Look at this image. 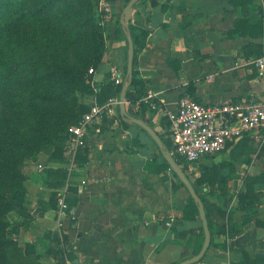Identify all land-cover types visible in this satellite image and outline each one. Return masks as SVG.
<instances>
[{"label": "crops", "instance_id": "1", "mask_svg": "<svg viewBox=\"0 0 264 264\" xmlns=\"http://www.w3.org/2000/svg\"><path fill=\"white\" fill-rule=\"evenodd\" d=\"M107 7L111 30L105 60L94 76L97 94L102 86L113 84L114 69L120 70L123 79L127 76L128 44L115 39L125 0ZM256 17L263 21L262 36L231 33L237 23ZM130 22L149 31L138 57L147 92L143 102L151 96L164 112L176 111L186 95L209 105L264 98L258 58L246 49L247 45L264 48V0H159L156 7L151 1H139ZM146 119L142 121L163 144L171 138L166 116L155 118L147 111ZM259 135L232 143L221 159L216 157L222 153L180 165L192 180L208 171L219 172L223 179L198 189V194L223 208L226 217L219 215L218 208L211 211L213 244L196 264H239L244 252L252 259L264 257V226L258 225L264 222V209L259 202L256 219L244 226L241 235H230V227L242 222L240 212L231 213L237 208V175L243 184L246 175L264 172V167L262 171L258 167L260 161L249 154L254 150L264 159V138ZM87 137V152L74 161L52 164L57 167L49 169L45 183L39 181L43 176L25 181L18 197L23 214L16 211L9 228L24 255L41 264H179L196 256L201 218L190 210L189 218L181 220L189 192L178 188L179 177L152 136L131 119L125 124L117 115L91 126ZM237 148L246 155L237 157ZM43 171L44 166L39 174ZM192 172L198 176L191 177ZM226 186H233L232 194L226 196L233 197L227 206L220 204L226 198ZM61 195L68 205L63 215Z\"/></svg>", "mask_w": 264, "mask_h": 264}, {"label": "trees", "instance_id": "2", "mask_svg": "<svg viewBox=\"0 0 264 264\" xmlns=\"http://www.w3.org/2000/svg\"><path fill=\"white\" fill-rule=\"evenodd\" d=\"M101 1L111 3L115 0H0V57L6 55L10 61H15L23 71H29L31 81L40 78H48L50 80L62 77L63 89L60 93H49L40 95L38 91L29 90L26 86L25 78L18 75L14 69L0 66V136L5 133V129L13 124L17 115L16 94L17 95H30L33 104L40 101L49 100L55 101L69 93L74 92H88L94 94L93 89L87 82L88 77H83L82 74L75 73L66 63H58L56 60L51 59L47 62L36 56L31 57V60L25 56L22 47L19 45L17 38L18 31H30L29 35L37 34L39 39L44 44H52L51 40L57 38L61 43L70 42L67 49H71L76 55H81L88 65L92 66L96 71L99 66L104 62L107 52L106 40L109 37L111 30V23L107 20L108 11L101 10L103 20L98 23V15L96 13ZM131 0H125V6ZM151 1L153 6H157L159 0H141L140 2ZM122 18V17H121ZM121 18L117 20L115 28V39L124 40L128 44L127 35L130 34L134 44V62H133V77L131 85L126 94V114H122L119 106L118 117L123 123H128L129 119L140 118L146 121V113L151 112L148 105L142 101L147 96L144 91L145 82L143 81L139 66L138 57L147 44L149 31L133 25L131 22L124 27L121 23ZM248 29V30H247ZM231 33H249L252 35H263V21L262 18L256 17L251 20H244L237 23V27ZM104 35L105 38L100 36ZM247 50L254 52V56L259 58L264 55V48L261 45H247ZM66 52V50H65ZM127 70V69H126ZM122 85H115L114 83L107 84L101 87V90L96 94V99L99 104H105L111 98L119 97L122 91ZM19 92V93H16ZM88 105H81L74 120L76 124L84 114L90 111ZM137 109V110H136ZM108 119V118H105ZM72 124V126L74 125ZM71 127V126H70ZM69 130V129H68ZM68 134V132H67ZM252 135H247L241 140L249 139ZM164 139V137L162 136ZM63 146H57L52 153L51 157L59 162L68 161L69 157L66 154L67 142ZM166 149L170 152L173 151L172 140L164 139ZM231 144L228 145V148ZM82 147L78 154L86 153L87 150ZM264 153V146L262 151ZM179 165L184 163V160L179 156L174 155ZM186 173V167L183 169ZM188 176V175H187ZM189 177V176H188ZM221 174L217 171H208L196 180H191L195 190L205 184L213 185L215 182L221 180ZM28 177L17 170L13 175L12 181L14 186L22 185L23 181ZM22 180V181H21ZM179 180L178 188H186L184 183ZM244 190L237 193V208L233 211L240 212L242 222L237 225V228L230 227L231 236H239L243 233L244 226L249 222L256 219L258 214L257 208V195L255 188L259 185H264V172L257 175H246L243 179ZM187 189V188H186ZM188 191V190H187ZM189 192V191H188ZM207 213L209 227L212 234L214 219L212 218L211 211L213 208H218L216 203L209 202L208 199L199 194ZM233 198V197H232ZM232 198L226 197L220 204L225 206L232 202ZM15 208L23 214V206L18 200V195L15 192L12 197V202L5 200L4 196H0V264H41L37 259H32L24 255L23 248L9 236V222L7 215ZM193 210L200 216L197 203L194 201L189 193V200L184 209L181 220L189 218V211ZM219 215L225 219L226 211L223 208H218ZM259 226H264V222L258 221ZM226 225H223L222 232H225ZM200 233L201 241L196 249L197 255L204 244L205 232L204 227L201 226L198 230ZM191 232H185L187 235ZM213 242L211 241V245ZM264 263V257H256L252 259L247 252H244V258L239 264H261ZM61 264V263H58Z\"/></svg>", "mask_w": 264, "mask_h": 264}, {"label": "rangeland", "instance_id": "3", "mask_svg": "<svg viewBox=\"0 0 264 264\" xmlns=\"http://www.w3.org/2000/svg\"><path fill=\"white\" fill-rule=\"evenodd\" d=\"M107 4L108 3L105 1H101L99 7L96 9L98 15L97 21L100 24L103 20L101 10L109 11ZM107 20L110 22L109 12ZM29 34L30 31H18L17 38L19 40V45L24 51V54H21V56H25L30 60L31 57L36 56L47 62L51 61L53 58V60H56L58 63H67L75 73L90 78L87 79V82L93 89L94 94L92 95L88 92L78 91L64 95L55 101L44 100L40 101V103L37 102L36 104L32 103L29 94H16L15 103L18 108L17 115L13 124L6 128L5 133L0 136V196H4L5 200L8 202H12V197L15 192L19 197V193L22 192L21 190H24V183L26 180L23 181L22 185H13L12 178L17 170L21 173L23 172L28 178L33 176H43L39 179L41 183H45L46 179L50 178L49 169L51 170L52 166L57 167V165L52 164L59 162L54 160L51 155L57 146H63L64 142H66L68 129L74 124L79 107L85 104L91 108L97 103V86L94 82V76L97 70L94 73H91L90 70L93 67L88 65L81 55L75 56L71 49H67L70 42L61 43L55 38L51 40L52 44H44L37 34ZM100 37L105 38L104 35H101ZM8 65L10 68L14 69L18 75L26 79L25 83L26 86L30 88L29 90L38 91L40 95H45L46 92L58 94L63 89L62 77L61 79L59 77H56L53 80L40 78L31 81L30 78L26 77L31 75L29 71H23L20 69L18 63L10 61L6 55L1 56L0 66L5 68L8 67ZM102 67L100 68L101 71ZM251 137L252 136H250V138ZM259 138H264V132L259 135ZM254 152L255 151L252 150V152L249 153L251 155L250 158L253 160L256 157L255 159L260 161L258 167L262 171L264 167V159L262 160L260 154L256 156V153ZM224 155L225 154L222 153L218 155L216 159H221ZM245 155L246 153L237 148V157L242 158ZM40 164L44 166V171L41 174H39ZM59 169L63 168H58V170ZM53 170L55 173L57 172L54 168ZM196 176H198L196 175V172L191 173V177ZM241 178L237 175V182L240 180L237 191H242L245 187L244 183H241ZM232 188L233 186L231 188H229V186L225 187L226 195H224V198L227 195L232 194ZM215 192H213L212 195L215 196ZM255 192L257 195V201L264 209V186H257ZM220 201L222 202V199H220ZM16 211H18L17 208L7 215L10 223L15 220L14 214Z\"/></svg>", "mask_w": 264, "mask_h": 264}, {"label": "built area", "instance_id": "4", "mask_svg": "<svg viewBox=\"0 0 264 264\" xmlns=\"http://www.w3.org/2000/svg\"><path fill=\"white\" fill-rule=\"evenodd\" d=\"M258 75L264 77V55L256 61ZM91 73L95 71L90 70ZM120 70L112 71V81L122 85L128 81L122 78ZM144 102L153 117L166 116L169 120V133L172 140V155L179 156L184 163L193 164L207 156H216L227 150L228 145L245 136L264 132V98L252 97L223 104H202L194 97L186 95L179 101L176 111H161L152 97ZM120 96L111 98L105 104L95 103L89 112L68 130L66 154L74 161L79 150L87 145L88 130L105 118L118 115ZM258 138V137H257ZM43 166L39 165V171ZM61 215L66 213L68 205L65 196L59 197ZM62 219V218H61ZM59 226H62V220Z\"/></svg>", "mask_w": 264, "mask_h": 264}, {"label": "water", "instance_id": "5", "mask_svg": "<svg viewBox=\"0 0 264 264\" xmlns=\"http://www.w3.org/2000/svg\"><path fill=\"white\" fill-rule=\"evenodd\" d=\"M139 1L141 0H131L125 7L123 14H122V18H121V23L124 27H126L128 23L130 22L132 13L134 12V7ZM127 38H128V66H127L128 81L123 85L122 91L120 94V101H121L120 110L122 114H126V94L131 85V81L133 77V62H134L133 40L130 34L127 35ZM131 121L133 123L140 125L142 128H144L152 136V138L156 141L159 147L163 150L164 156L167 162L169 163L171 168L174 170V172L177 174L179 179L184 183L190 195L192 196V198L198 205L200 218H201V221L204 227V232H205V241H204L201 251L196 256L179 263V264H196L204 258V256L206 255L207 251L209 250L211 246V241H212V234H211V230L209 227V221H208L207 213L205 210V205L201 197L195 190L191 180L189 179L187 174L184 172V170L181 168V166L177 162L176 158L172 155L170 151L166 150L159 135L147 123L143 122L142 120H139L137 118H132Z\"/></svg>", "mask_w": 264, "mask_h": 264}]
</instances>
